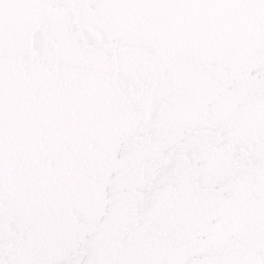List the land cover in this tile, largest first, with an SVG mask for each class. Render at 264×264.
Segmentation results:
<instances>
[{
    "label": "snow or ice",
    "instance_id": "1",
    "mask_svg": "<svg viewBox=\"0 0 264 264\" xmlns=\"http://www.w3.org/2000/svg\"><path fill=\"white\" fill-rule=\"evenodd\" d=\"M121 122L147 153L100 210L73 146ZM182 185L242 188L229 230L177 223ZM0 264H264V0H0Z\"/></svg>",
    "mask_w": 264,
    "mask_h": 264
},
{
    "label": "water",
    "instance_id": "2",
    "mask_svg": "<svg viewBox=\"0 0 264 264\" xmlns=\"http://www.w3.org/2000/svg\"><path fill=\"white\" fill-rule=\"evenodd\" d=\"M85 17H96L99 14L92 9H87L82 13ZM125 19L123 14H114L111 18L112 24H119ZM114 35L116 33H113ZM189 119L200 117L199 107L195 103L186 114ZM119 125L104 126L86 130V141L73 146V156L80 172L85 180L74 179V190L76 192H87L90 196V206L100 210L111 209L113 202L123 199L126 195V176L130 169L138 166L144 159L147 150L132 149L125 146H114L111 143V136ZM57 167L65 169L63 162H57ZM93 178L95 183L90 185L87 178ZM242 188L235 190L225 189L222 193H217L211 199H203L193 194L189 186L182 185L176 189L178 205L176 211V222L186 226L197 225L206 233L227 232L230 228V215L225 201H231L239 197ZM169 193H162V198H167ZM220 197H223L221 200ZM220 207L224 214L220 216V223L209 226L207 214L210 208ZM243 214V210L241 212ZM162 231H168L167 226L162 227ZM198 239L194 243H200Z\"/></svg>",
    "mask_w": 264,
    "mask_h": 264
}]
</instances>
